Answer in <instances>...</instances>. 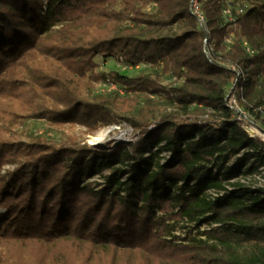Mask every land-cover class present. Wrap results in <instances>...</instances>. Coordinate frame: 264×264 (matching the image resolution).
Returning a JSON list of instances; mask_svg holds the SVG:
<instances>
[{
  "label": "trees",
  "instance_id": "16d2710c",
  "mask_svg": "<svg viewBox=\"0 0 264 264\" xmlns=\"http://www.w3.org/2000/svg\"><path fill=\"white\" fill-rule=\"evenodd\" d=\"M197 1L203 27L191 0H0V264H264V185L241 181L264 141L227 102L264 131V0ZM26 120L136 138L16 139ZM179 220L218 226L173 243Z\"/></svg>",
  "mask_w": 264,
  "mask_h": 264
},
{
  "label": "rangeland",
  "instance_id": "374dc122",
  "mask_svg": "<svg viewBox=\"0 0 264 264\" xmlns=\"http://www.w3.org/2000/svg\"><path fill=\"white\" fill-rule=\"evenodd\" d=\"M100 62L98 70L101 71H112L116 70L124 74L135 75L140 72H148L151 71L148 67H132V68H124L115 62L112 59H107L102 61L100 58L98 59ZM167 82V81H165ZM114 86V87H113ZM98 90H113L116 88V85L110 84L106 87L103 85L96 86ZM121 93V91H120ZM241 110H243L240 107ZM243 112V111H242ZM252 120L250 123L249 120L245 121L243 124L247 130V132L253 136H256L264 141V131L255 126V120L249 117ZM254 121V122H253ZM19 128L16 131V139H24V133H38L45 135L49 138L54 139L55 141L61 140H71L74 143H87L93 147L98 148H112L118 143L122 142H132L136 138V133L133 131V128L129 126L126 122H115L109 124H103L98 126L97 129L93 131H89L85 126L80 124H68L65 123L58 127H52L44 120H26L23 124L18 126ZM95 137H101L98 141H93L92 139ZM14 164H4L2 165V172H5L7 169H12ZM264 167V166H263ZM260 166L256 172L252 175H248L244 177L241 181L249 182L255 185H264V168ZM103 174L107 173V169H103L99 173H95L89 177L83 178L86 182H103L104 177ZM2 210H0V213ZM156 219L159 220L160 223H169L171 224L173 220H170L168 217L162 215L160 211H156ZM216 223H202L199 226H195L192 222L179 220L174 223L173 230L171 231V235H165L167 239H171L173 243H187L191 238L194 237H204V235H200L201 232L205 230H209L210 228L217 227Z\"/></svg>",
  "mask_w": 264,
  "mask_h": 264
},
{
  "label": "built area",
  "instance_id": "2783aa9c",
  "mask_svg": "<svg viewBox=\"0 0 264 264\" xmlns=\"http://www.w3.org/2000/svg\"><path fill=\"white\" fill-rule=\"evenodd\" d=\"M190 9H191V12L197 17V20L199 22V24L203 27V20H204V16H203V13L199 7V3L197 0H191V5H190ZM225 13H228L229 10L226 9L224 11ZM246 49L249 51V52H252V50H250V48L247 46ZM110 84H113V83H110ZM109 85V84H108ZM107 85V86H108ZM104 86V85H103ZM106 86V87H107ZM114 87V86H113ZM113 89H116V88H113ZM228 105L230 106V108H233L236 110L237 112V118L238 120H241L243 121V124H245V121L246 120H249L250 123H252V120L249 118L250 116L247 115V113L244 111V110H241L240 109V105L238 104L237 102V99L233 96H229L228 97ZM242 108V107H241ZM243 111V112H242ZM243 127L245 128V126L243 125ZM246 129V128H245ZM247 131V130H246Z\"/></svg>",
  "mask_w": 264,
  "mask_h": 264
},
{
  "label": "bare ground",
  "instance_id": "6f19581e",
  "mask_svg": "<svg viewBox=\"0 0 264 264\" xmlns=\"http://www.w3.org/2000/svg\"><path fill=\"white\" fill-rule=\"evenodd\" d=\"M101 139V137H95V138H93L92 140L93 141H98V140H100Z\"/></svg>",
  "mask_w": 264,
  "mask_h": 264
}]
</instances>
